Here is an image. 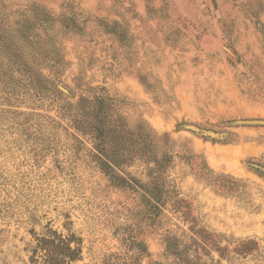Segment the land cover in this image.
<instances>
[{
	"label": "rangeland",
	"instance_id": "1",
	"mask_svg": "<svg viewBox=\"0 0 264 264\" xmlns=\"http://www.w3.org/2000/svg\"><path fill=\"white\" fill-rule=\"evenodd\" d=\"M21 24L59 46L64 62L40 69L49 90L28 86L3 44ZM0 28V264H32L46 227L81 238L73 264H116L125 237L145 246L137 264H264L252 164H264V0H0ZM91 93L109 98L123 134L147 125L161 138L187 219L113 181L70 120ZM115 159L117 174L149 181L141 160ZM169 238L187 242L186 258Z\"/></svg>",
	"mask_w": 264,
	"mask_h": 264
},
{
	"label": "trees",
	"instance_id": "2",
	"mask_svg": "<svg viewBox=\"0 0 264 264\" xmlns=\"http://www.w3.org/2000/svg\"><path fill=\"white\" fill-rule=\"evenodd\" d=\"M30 26L21 24L12 35L3 37V44L7 48L12 43L18 72L27 81L28 86L38 91L49 90L54 85L51 78L40 72L42 65L54 67L64 62V58L59 54V46L50 39L39 40L37 35L32 34ZM0 28V32H1ZM2 33V32H1ZM109 102L107 96L91 93L89 96H81L75 106H72L73 112L70 120L74 128L81 129L82 132L93 138L94 149L101 152L105 161L104 168L110 173L113 181L119 185H125L138 192L148 210L155 211L169 201L174 211L180 213V216L187 219L188 211L185 210L184 201L174 195L169 187L165 173L171 161V154L165 150H160L161 138L146 125H137L129 128L126 134H123L121 127L124 126L123 120L117 115L114 107ZM146 128V129H145ZM117 157L120 159L135 161L141 160L148 169L149 181L139 183L133 177L121 176L117 174L114 163ZM253 169L264 176V164L252 163ZM203 229L196 233L200 235ZM190 232L186 240L194 241L196 234ZM33 243L30 246V262L32 264H73L81 259L82 240L72 233L64 235L62 232L46 227L38 235H33ZM124 253L122 258L116 264H137L141 255L146 253L145 246L141 243H134L133 237H125ZM136 240V239H135ZM179 242V244L175 243ZM190 242V243H191ZM177 238H169L167 250L169 252L174 248V254L177 258H186L187 251L179 249V246L185 244ZM198 244V243H197ZM189 264H193L189 262Z\"/></svg>",
	"mask_w": 264,
	"mask_h": 264
},
{
	"label": "water",
	"instance_id": "3",
	"mask_svg": "<svg viewBox=\"0 0 264 264\" xmlns=\"http://www.w3.org/2000/svg\"><path fill=\"white\" fill-rule=\"evenodd\" d=\"M247 122H250V121H247ZM261 124H264V121H259ZM201 133L203 134H208L207 131H201Z\"/></svg>",
	"mask_w": 264,
	"mask_h": 264
}]
</instances>
